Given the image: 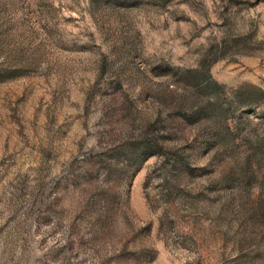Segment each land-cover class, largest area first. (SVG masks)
I'll return each mask as SVG.
<instances>
[{
    "label": "rangeland",
    "instance_id": "rangeland-1",
    "mask_svg": "<svg viewBox=\"0 0 264 264\" xmlns=\"http://www.w3.org/2000/svg\"><path fill=\"white\" fill-rule=\"evenodd\" d=\"M0 264H264V0H0Z\"/></svg>",
    "mask_w": 264,
    "mask_h": 264
}]
</instances>
